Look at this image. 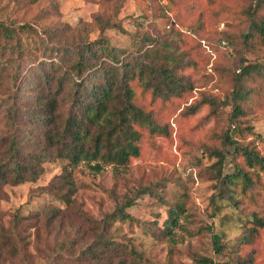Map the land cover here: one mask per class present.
I'll return each instance as SVG.
<instances>
[{
    "label": "trees",
    "instance_id": "trees-1",
    "mask_svg": "<svg viewBox=\"0 0 264 264\" xmlns=\"http://www.w3.org/2000/svg\"><path fill=\"white\" fill-rule=\"evenodd\" d=\"M37 1L8 0L0 8V97L8 124V134L0 143V148L6 146L0 154V196L5 185L35 182L46 164L61 162L64 174L57 176L58 183L70 188H55L51 183L38 193L31 191L29 201L49 195L73 206L76 189H71V178L80 164L96 171L109 164L116 172L127 173L132 160L141 156L144 144L155 148V137H169V125L157 121L153 105L182 99L195 87L182 73L184 60L161 37L135 35L132 50L116 46L105 36L93 40L81 36L70 43L56 41L57 29L39 30L14 17L10 4L24 7ZM247 1L235 12L242 26L237 45L242 50H264V0ZM231 75V89L223 99L202 96L187 114L195 116L210 108L203 125L229 109L226 129L213 134L215 145L205 147L207 154L217 159L209 168L215 182L211 198L215 211L224 207L242 210L248 203L256 204L264 191V153L254 126L258 110L264 108V63L247 64L240 55ZM151 192L150 187H143L116 201L115 210L101 220L79 211L81 223L92 229L89 241L84 228L76 229V240L52 249V257H42L45 264H67L65 256L73 264H127L130 260L149 264L142 253L118 241L111 227L115 220L133 222L128 209ZM21 210H16L9 227L0 212V264H39L36 261L43 245L39 213L24 216ZM184 210L183 204L171 206L166 227L153 231V236L160 240L171 237ZM250 215L254 225L245 235H258L264 229V217L258 212ZM24 221L36 228L31 233L35 238L32 255L27 237L20 231ZM213 245L218 255L233 252L215 232ZM194 261L217 264L213 258L200 256Z\"/></svg>",
    "mask_w": 264,
    "mask_h": 264
},
{
    "label": "rangeland",
    "instance_id": "rangeland-1",
    "mask_svg": "<svg viewBox=\"0 0 264 264\" xmlns=\"http://www.w3.org/2000/svg\"><path fill=\"white\" fill-rule=\"evenodd\" d=\"M7 2L0 0V8ZM247 2L38 0L36 4L21 6L23 8L14 6V2L10 4L19 21L31 22L39 30L43 27L57 29L56 41L73 43L81 36L91 40L105 36L116 46L132 50L135 35L140 37L150 33L152 37H161L172 45V52L184 60L182 73L195 87V91L182 99L164 106L160 102L153 105L157 121L169 125V137H155V148L144 144L141 156L132 160L127 173L116 172L109 164H102L100 171L91 169L86 163L80 164L71 178V189H76L73 206H66L49 195L35 196L29 201L31 191L38 193L51 183L55 188L56 185L62 189L70 188L58 183L60 177L57 176L64 174L61 162L46 164L44 173L35 182L4 186L0 212L7 227L20 207L24 216L39 213L43 245L36 262L45 264L42 257H52V249L59 248L63 242L76 240L78 228H84L89 241L92 229L88 223H81L79 211L101 220L115 210L116 201L133 196L143 187H150L153 192L138 198L128 209L135 220H115L111 227L118 241L142 253L149 264H197L196 256L213 258L217 264H264V229L258 235H245L254 225L251 213L258 212L264 217V191L262 197L257 196L256 204L248 203L242 210L224 207L215 211L211 200L216 191L209 168L217 159L210 157L205 147L215 145L213 134L226 129L229 109L208 122L205 120L203 125L201 122L210 113V108H204L195 116L187 115L188 109L202 96L223 99L230 92L231 73L240 55L247 64L264 63V50L252 47L242 50L237 45L242 26L238 24L235 12ZM263 110H258L260 112L254 118L262 153ZM4 114L0 97V143L8 134ZM5 149L6 146L0 148V154ZM176 204H183L185 210L179 214L177 225L172 227L171 237L155 238L153 231H162L166 227L168 210ZM32 225L30 221H24L20 228L27 237L31 255L35 252V238L31 233L36 229ZM213 232L221 236L226 248L231 247L232 253L230 250L225 255L215 253ZM65 258L68 260L64 259V263H74L71 258ZM127 264H133V261Z\"/></svg>",
    "mask_w": 264,
    "mask_h": 264
}]
</instances>
